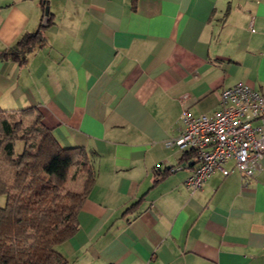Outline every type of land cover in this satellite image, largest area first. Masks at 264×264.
Segmentation results:
<instances>
[{"label":"crops","instance_id":"obj_1","mask_svg":"<svg viewBox=\"0 0 264 264\" xmlns=\"http://www.w3.org/2000/svg\"><path fill=\"white\" fill-rule=\"evenodd\" d=\"M42 3L43 42L4 57ZM239 81L264 93V0H0V108L35 107L94 171L68 264H264V155L190 193L196 157L166 144Z\"/></svg>","mask_w":264,"mask_h":264},{"label":"trees","instance_id":"obj_2","mask_svg":"<svg viewBox=\"0 0 264 264\" xmlns=\"http://www.w3.org/2000/svg\"><path fill=\"white\" fill-rule=\"evenodd\" d=\"M50 22L47 15L4 57L23 62L43 42V27ZM93 182L88 154L60 146L35 107L0 108V264H68L56 245L77 230L76 215Z\"/></svg>","mask_w":264,"mask_h":264},{"label":"built area","instance_id":"obj_3","mask_svg":"<svg viewBox=\"0 0 264 264\" xmlns=\"http://www.w3.org/2000/svg\"><path fill=\"white\" fill-rule=\"evenodd\" d=\"M182 131L166 144L192 151L197 164L184 184L190 193L200 190L214 171L223 175L231 169L228 161L243 178L252 176L264 155V93L245 82L224 87L218 106L211 114H180Z\"/></svg>","mask_w":264,"mask_h":264},{"label":"rangeland","instance_id":"obj_4","mask_svg":"<svg viewBox=\"0 0 264 264\" xmlns=\"http://www.w3.org/2000/svg\"><path fill=\"white\" fill-rule=\"evenodd\" d=\"M22 149V142L21 141H16L15 142V150L20 151ZM4 203V197L0 195V205Z\"/></svg>","mask_w":264,"mask_h":264},{"label":"water","instance_id":"obj_5","mask_svg":"<svg viewBox=\"0 0 264 264\" xmlns=\"http://www.w3.org/2000/svg\"><path fill=\"white\" fill-rule=\"evenodd\" d=\"M48 13H49L48 5H45V8H44V18L48 15Z\"/></svg>","mask_w":264,"mask_h":264}]
</instances>
